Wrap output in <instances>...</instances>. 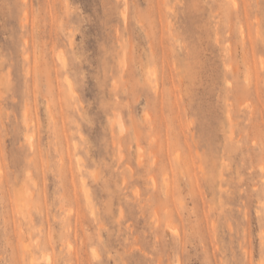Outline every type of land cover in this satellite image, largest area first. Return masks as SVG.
Listing matches in <instances>:
<instances>
[{
  "label": "rangeland",
  "instance_id": "rangeland-1",
  "mask_svg": "<svg viewBox=\"0 0 264 264\" xmlns=\"http://www.w3.org/2000/svg\"><path fill=\"white\" fill-rule=\"evenodd\" d=\"M0 264H264V0H0Z\"/></svg>",
  "mask_w": 264,
  "mask_h": 264
}]
</instances>
